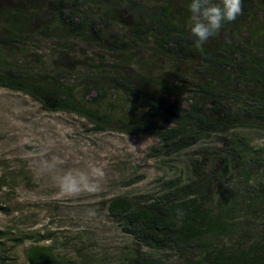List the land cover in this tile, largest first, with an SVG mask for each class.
I'll use <instances>...</instances> for the list:
<instances>
[{
    "label": "rangeland",
    "instance_id": "rangeland-1",
    "mask_svg": "<svg viewBox=\"0 0 264 264\" xmlns=\"http://www.w3.org/2000/svg\"><path fill=\"white\" fill-rule=\"evenodd\" d=\"M171 1L174 11L182 12L180 7L187 10L189 0ZM12 3L7 0L0 6L5 11ZM165 3L166 0L20 1L21 10L33 9L35 19L14 23L16 27L12 30L17 36L12 35L14 41L7 42L10 49L0 46V59L8 70L24 66L34 77L60 78L62 84L72 88L76 100L83 99L85 110L98 117L110 116L112 123L119 124H133L132 119L141 122L156 114L152 110L154 106L160 110L157 101L161 98L156 89L182 84L181 77L184 82L192 78L188 75L187 62L173 58L167 50L163 31L158 27L150 32L145 30L146 18L161 13L162 7L169 12V3ZM262 3L258 9L259 0H241L242 14L230 26L220 29L215 40L206 42L207 51L213 53L220 50L218 44L233 40L238 54L248 55L247 51L253 47L254 56L264 58V35L252 26L255 20L256 26L264 28V0ZM51 4L57 7L48 9ZM142 8L147 10L139 13ZM61 10L69 12L67 24L61 21L64 19ZM184 16L179 18L177 13H172L169 17L171 28L183 31V39L190 34V13L185 12ZM69 18L75 23L102 22L104 38L112 35L109 41L116 47L117 42L123 41L128 45L126 51H107L105 46H112L104 41L98 42L103 47L95 45L100 35L91 34L87 26H73ZM239 21L242 23L238 25ZM191 46L188 48L194 50L195 46ZM203 64L202 59L197 64L201 81L206 78ZM119 65L126 68L121 69L123 74L144 77L147 81L130 88L108 83V74ZM241 86L239 82L237 87ZM89 90L100 91L97 93H101V99L92 101L97 93L91 91L87 95ZM185 95L186 98L180 99L182 108L188 105L200 108L197 97L193 100L192 93ZM190 98L193 101L188 102ZM155 121L154 125L167 127L165 120ZM252 124L253 129L234 130L226 137L219 132L209 133L195 146L164 156L157 153L162 146L155 137L122 134L118 127L102 131L75 114L46 112L24 94L0 88L1 260L27 264L25 253L31 247L51 248L61 264H134L136 259L182 264L196 260L203 255V245L182 251L137 247L107 215V205L113 199L138 198L141 203L140 197L157 198L175 186L193 182L204 184L215 210L233 211L227 235L209 237L203 243L220 247L234 240L264 241V198L258 201L255 193L258 184L264 183V171L257 166L251 172L248 165V158L254 152H264V122L254 120ZM225 138H233L247 158L226 165L221 157L227 148ZM41 153L45 159L56 155L65 161L58 171L86 170L93 164L102 166L105 172L102 190L64 197L51 174L37 172L36 161ZM197 168L202 170L199 177L193 172ZM246 173L252 178L245 184ZM206 180L211 183L206 185ZM89 210H94L95 216H89Z\"/></svg>",
    "mask_w": 264,
    "mask_h": 264
},
{
    "label": "trees",
    "instance_id": "trees-1",
    "mask_svg": "<svg viewBox=\"0 0 264 264\" xmlns=\"http://www.w3.org/2000/svg\"><path fill=\"white\" fill-rule=\"evenodd\" d=\"M8 1L13 2L10 9L3 11L0 6V32L5 34L4 36L0 34V46L10 49L11 44L7 42L14 41L12 35L17 36V33L12 30L13 27H16L17 21L20 22L21 19L23 22H28L27 18H34L35 15L33 9L21 10L20 1L23 0H16L19 4L14 3L15 0ZM0 3L5 5L7 0H0ZM167 3H169V12L166 13V8L162 7L159 9L161 13L157 12L153 17L146 18L145 30L150 32L158 27L159 30L163 31L165 46H169L167 50L173 58L187 62L188 75L192 78H188L189 82H184V77H181L182 84L172 80L171 82L178 83H175L174 86H161V88L156 89L155 92L161 100L160 102L157 101L160 110L157 106L152 108L156 112L154 116L144 118L138 123L132 119L133 124L112 123L110 116L98 117L92 114L94 112L85 110L82 105L83 99L76 100L72 88L62 84L60 78L46 80L44 76L34 77L32 71L24 66L18 67L16 70H8L1 59L0 88L24 94L38 103L46 112L75 114L102 131L111 127H118L122 134L155 137L162 146L157 153H162L164 156H171L195 146L209 133L219 132L226 137L234 130L253 129L254 120L264 122V58L254 56L253 47H251L252 50L247 51L248 55L238 54L233 48V40L225 44H218L217 48L220 50L213 53L208 52L204 45L209 40H215L219 32L216 37H214L215 35L209 37L201 47H197L195 37L189 34L183 39V31L180 29L178 32L171 28L169 21L172 13H177L179 18H184L185 12L189 13L188 10L180 7L183 11L176 12L172 9V1L166 0L165 4ZM262 4V0H259L258 9L262 8ZM56 7L51 4L48 9L53 10ZM247 8L246 4V11ZM145 10L147 9L142 8L138 12L143 13ZM67 13L69 12L65 10L60 11V16L64 18L61 21L64 24H67ZM247 13L250 16V11ZM253 21L252 26L258 27V30L264 35L263 26H256L255 20ZM68 22H71L75 27L76 25L82 28L87 26L91 34L98 33L100 36L95 39L94 44L103 47L98 42H106L113 48H107L104 45L107 51L124 53L128 47L123 41L117 42L118 46L116 47L114 43L109 41L112 35H108L105 39L103 23L98 20L90 22L80 20L75 23L72 18H69ZM33 23L35 22L31 24ZM240 23L242 22L239 21L238 25ZM231 24V22L224 23L221 30ZM191 45L195 46L194 50L188 48L189 46L192 47ZM200 59H202L205 67L206 78L204 81L198 77L200 72L197 64ZM178 65V63L175 64V67ZM121 69L126 70L123 65H119L116 71L108 74V83H116L130 88L132 85L135 86L147 81L144 77H129L127 74H123ZM239 82L242 85L241 88L237 87ZM91 91L100 92L89 90L86 91L87 95ZM187 92L193 94V100L195 97L199 99L197 103L200 105L199 109L194 105H188L187 108L181 107L180 99L186 98L185 93ZM100 99L101 93H97L92 101L98 102ZM173 99L178 101L175 102L176 100L173 101ZM193 100L190 98L188 102ZM155 120H165L167 127L154 125ZM224 145L227 148L221 157L226 165L232 160H245L247 158V155H243L242 149L239 148L240 146L236 144L233 138H225ZM248 165L251 172L255 171L257 166L261 167V171H264V152H254L248 158ZM193 172L199 177L202 170L197 168ZM248 174H245V184L252 178V175L249 176ZM210 183L209 180L205 182L206 185ZM255 193H258L256 195L258 201L264 198V183L258 184ZM137 199L116 198L107 205L108 217L119 225L123 234L133 239L137 247L156 251L165 249L182 251L203 245L201 246L203 255L200 258L187 260L182 264H264L263 240L248 243L234 240L232 243L220 247H211L203 243L209 237L226 236L229 232L231 214L233 213L231 208L223 211L215 210L211 206L210 195L205 192L204 184L193 182L186 186H175L157 198L140 197L141 203ZM179 211L183 212L182 216L178 214ZM25 259L27 264H61L51 248L31 247L26 251ZM133 263L161 264L159 261L146 259H136ZM0 264L12 263L3 262L0 258ZM81 264L85 263L82 262Z\"/></svg>",
    "mask_w": 264,
    "mask_h": 264
},
{
    "label": "clouds",
    "instance_id": "clouds-1",
    "mask_svg": "<svg viewBox=\"0 0 264 264\" xmlns=\"http://www.w3.org/2000/svg\"><path fill=\"white\" fill-rule=\"evenodd\" d=\"M187 10L190 13L188 29L195 44L201 47L211 36L216 35L224 23L234 21L242 14L241 0H189ZM65 161L56 155L50 159L41 153L36 161L39 174H51L59 192L67 198L78 197L82 193H97L102 190L101 181L105 177L102 166L89 165L84 169H68L58 171ZM183 215L182 211L178 212ZM89 216H95L94 210H89Z\"/></svg>",
    "mask_w": 264,
    "mask_h": 264
}]
</instances>
